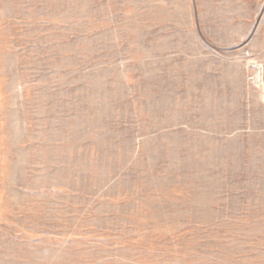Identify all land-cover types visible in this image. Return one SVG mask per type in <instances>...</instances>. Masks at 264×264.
<instances>
[{
    "label": "rangeland",
    "instance_id": "obj_1",
    "mask_svg": "<svg viewBox=\"0 0 264 264\" xmlns=\"http://www.w3.org/2000/svg\"><path fill=\"white\" fill-rule=\"evenodd\" d=\"M0 264H264V0H0Z\"/></svg>",
    "mask_w": 264,
    "mask_h": 264
}]
</instances>
